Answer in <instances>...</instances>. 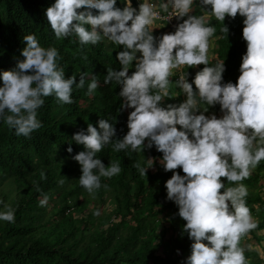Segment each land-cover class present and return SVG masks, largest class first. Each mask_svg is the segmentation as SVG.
<instances>
[{
  "label": "clouds",
  "instance_id": "1",
  "mask_svg": "<svg viewBox=\"0 0 264 264\" xmlns=\"http://www.w3.org/2000/svg\"><path fill=\"white\" fill-rule=\"evenodd\" d=\"M167 1L134 0L132 6V0H124L121 9L117 0H55L46 9L56 39L75 34L81 45L107 39L123 48L117 53L121 68L109 67L104 83L120 87V111L133 109L127 119L128 131L114 140L116 123L100 119L99 130L88 123L86 132L73 135L85 149L73 157L81 166L79 184L94 194L102 186L108 188L101 184L102 177L111 179L121 173L119 163L106 167L97 158L105 146L134 153L155 146L162 153L164 171L172 172L165 183L167 199L178 206L179 217L186 221L183 232L193 241L186 264H249L241 241L259 222L247 205L249 193L243 181L264 161V0H200L222 22L220 31L227 38L230 30L223 23L225 18L244 17L246 53L236 83L223 82L225 63L209 64L210 38L216 27L206 23V16L192 14L196 0ZM158 33L163 35L157 39ZM23 39L24 59L14 70L0 74V119L17 136L28 138L43 126L37 110L44 98L54 96L61 104L74 103L73 86L83 88L86 74H80L79 83L75 75L66 79L55 47H42L34 34ZM199 65L204 67L190 83L189 73L183 69ZM174 70L177 77L173 82ZM173 83L186 100L162 107ZM98 87L97 77L92 75L87 94L91 96ZM217 104L221 118L207 113ZM202 105L207 107L202 109ZM67 151L71 153L72 148ZM135 167L146 176L152 166L136 163ZM41 179H47L43 172ZM59 183L63 185L64 179ZM47 201L45 196L40 206ZM4 209L0 220L15 223V209L7 204Z\"/></svg>",
  "mask_w": 264,
  "mask_h": 264
},
{
  "label": "trees",
  "instance_id": "2",
  "mask_svg": "<svg viewBox=\"0 0 264 264\" xmlns=\"http://www.w3.org/2000/svg\"><path fill=\"white\" fill-rule=\"evenodd\" d=\"M54 3L55 0H0V74L14 70L17 62L24 59L23 37L32 34L42 47L58 50L62 57L58 65L64 69L66 79L75 75L79 83L80 74H86L83 88L73 86L74 103L61 104L54 96L44 98V105L37 110V119L43 126L30 137L17 136L0 119V186L7 189L0 194V211L5 210V204L15 209V223L0 220V264H186L193 241L183 232L186 221L179 217L178 206L167 199L165 183L172 172L164 171L160 164L162 153L155 146L140 153L130 149L115 152L111 145L105 146L97 158L106 167L119 163L121 173L111 179L102 177L101 184L108 188L102 186L94 194L80 186L81 166L73 157L85 149L72 139L73 135L86 132L88 123L99 130L98 121L106 119L116 123L117 135L113 139H122L133 109L120 111V87L114 82L104 83L109 67L121 68L117 53L122 46L107 39L96 45H81L75 34L56 39L45 15ZM196 3L192 14L206 16V23L216 27L210 38L214 53H210L209 64L225 63L223 82L236 83L246 53L242 38L244 17L225 18L223 23L230 30L227 38L220 31L222 22L207 11L210 6L204 9L200 0ZM116 6L123 9L124 0H117ZM85 27L90 30V26ZM203 67H185L183 72L189 73L191 83ZM134 70V66L130 68L129 75ZM92 75H96L99 87L90 96L87 92ZM176 77L174 70L170 79L174 82ZM185 100L173 83L161 106H178ZM207 113L223 114L218 104ZM69 147L71 153L67 151ZM136 163L152 167L146 176H141ZM177 171L184 175L182 169ZM41 172L46 180L41 179ZM61 179L63 185L59 183ZM243 183L249 193L247 205L259 226L242 239L241 246L249 264H263L255 260V250L246 249L251 246L250 240L259 245L257 234L264 231V161ZM45 196L48 201L42 207L39 202ZM245 241L250 246L245 247Z\"/></svg>",
  "mask_w": 264,
  "mask_h": 264
},
{
  "label": "rangeland",
  "instance_id": "3",
  "mask_svg": "<svg viewBox=\"0 0 264 264\" xmlns=\"http://www.w3.org/2000/svg\"><path fill=\"white\" fill-rule=\"evenodd\" d=\"M163 2H165V3H168V1L167 0H163ZM166 33H168V32H165V33H163V34H166ZM163 34H157L158 36H155V37H157V39L159 38V37H161ZM103 40H105V39H103ZM213 47V48H212ZM211 52L212 53H214V46L212 45L211 46ZM209 53H210V51H209ZM183 94V93H182ZM174 98V97H173ZM223 115V114H222ZM222 115H218L219 116V118H221L222 117ZM218 118V117H217ZM263 183V181L261 182V184ZM7 189H6V187L5 186H3V185H1L0 186V194L1 193H3V192H5ZM89 211H90V209H89ZM88 211V212H89ZM79 215V214H78ZM78 215H76V217L78 216ZM257 238L260 240V242L261 243H259V245L257 244V243H255L254 242V240H250V243H251V246H250V244L248 243V241H245L244 242V246L246 247V245H249L250 247H247V249L246 250H248V251H252V250H255L257 253H258V257H256V259L255 260H261V258L264 256V231H261V232H258V234H257ZM262 261V260H261Z\"/></svg>",
  "mask_w": 264,
  "mask_h": 264
},
{
  "label": "built area",
  "instance_id": "4",
  "mask_svg": "<svg viewBox=\"0 0 264 264\" xmlns=\"http://www.w3.org/2000/svg\"><path fill=\"white\" fill-rule=\"evenodd\" d=\"M261 260H262V263L264 264V256L261 258Z\"/></svg>",
  "mask_w": 264,
  "mask_h": 264
}]
</instances>
